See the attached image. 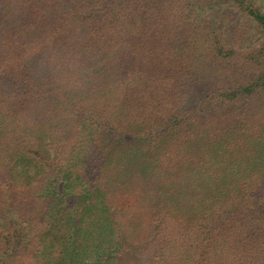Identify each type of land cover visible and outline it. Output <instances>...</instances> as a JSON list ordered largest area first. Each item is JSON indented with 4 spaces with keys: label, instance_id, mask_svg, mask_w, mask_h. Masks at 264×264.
<instances>
[{
    "label": "trees",
    "instance_id": "1",
    "mask_svg": "<svg viewBox=\"0 0 264 264\" xmlns=\"http://www.w3.org/2000/svg\"><path fill=\"white\" fill-rule=\"evenodd\" d=\"M0 264H264V0H0Z\"/></svg>",
    "mask_w": 264,
    "mask_h": 264
}]
</instances>
